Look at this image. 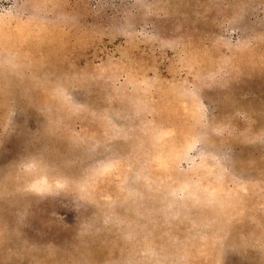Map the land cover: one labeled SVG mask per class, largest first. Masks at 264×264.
<instances>
[{"label":"rangeland","instance_id":"rangeland-1","mask_svg":"<svg viewBox=\"0 0 264 264\" xmlns=\"http://www.w3.org/2000/svg\"><path fill=\"white\" fill-rule=\"evenodd\" d=\"M0 264H264V0H0Z\"/></svg>","mask_w":264,"mask_h":264}]
</instances>
